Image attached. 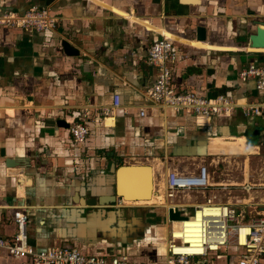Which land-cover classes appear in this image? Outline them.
<instances>
[{
	"label": "crops",
	"instance_id": "crops-1",
	"mask_svg": "<svg viewBox=\"0 0 264 264\" xmlns=\"http://www.w3.org/2000/svg\"><path fill=\"white\" fill-rule=\"evenodd\" d=\"M32 5L49 7L61 23L46 32L0 28V236H13L23 213L38 249L75 245L139 262L164 261L166 208L123 198L94 203L113 198L121 167L136 166L120 177L124 191L142 196V183L137 192L133 187L144 179L146 165L155 185L166 164L184 171L202 159L214 165L228 157L261 162L251 173L227 166L220 180L213 166L214 186L206 194L234 204L246 220L264 213V117L238 110L199 125L192 114L152 106L144 95L157 76L148 51L166 36L180 53L173 67L177 90L264 100L254 81L238 76L250 63L264 64V48L247 42L256 21L264 20V0H0V11L24 12ZM200 26L204 41L197 37ZM63 41L79 54L67 55ZM116 94L121 107L103 116L101 108L112 106ZM49 117L70 128L88 123L90 136L78 144L70 128L47 126ZM193 195L203 200L201 193ZM240 251L231 245L217 260L236 264ZM0 264L29 262L3 251Z\"/></svg>",
	"mask_w": 264,
	"mask_h": 264
},
{
	"label": "built area",
	"instance_id": "built-area-1",
	"mask_svg": "<svg viewBox=\"0 0 264 264\" xmlns=\"http://www.w3.org/2000/svg\"><path fill=\"white\" fill-rule=\"evenodd\" d=\"M60 23L46 6L32 5L24 12L0 11V28L46 32L57 30ZM179 58L180 53L171 38L163 36L152 43L147 62L157 68V76L154 84L144 91L148 104L169 108L176 114H192L199 125H207L215 117H231L238 110L246 117H264V100L247 103L227 94L205 97L193 91L177 90L173 86V67ZM238 76L244 82L254 81L257 90L264 95V64L250 63ZM121 105V97L116 94L112 106L102 107L101 114L108 116ZM146 109V106L140 108L141 116ZM70 131L74 141L82 144L90 136L91 128L88 123L76 122ZM197 163L184 171L175 164H166L164 174L155 184L156 205L166 209L192 208L193 212H185L188 216L185 220L196 221L194 226L180 228L181 236H175L176 221H168L171 229L164 243V261L139 262L128 254L89 253L75 245L38 249L30 242L23 213L16 216V233L11 237L0 236V253L6 251L12 258L25 259L29 264H202L209 256L219 257L234 245L241 250L236 264H264V213L246 220L247 214L238 211L234 204L220 202L215 194L208 196L206 192L214 186L212 167L220 162L214 165L213 161L202 159ZM193 193H201L203 200Z\"/></svg>",
	"mask_w": 264,
	"mask_h": 264
},
{
	"label": "water",
	"instance_id": "water-1",
	"mask_svg": "<svg viewBox=\"0 0 264 264\" xmlns=\"http://www.w3.org/2000/svg\"><path fill=\"white\" fill-rule=\"evenodd\" d=\"M255 26V31L250 34L249 38L247 39V42L251 44V46L255 48H264V20H257L256 23L254 24ZM198 33V40L204 41L206 40V28L204 26H200L197 29ZM62 47L67 55H78L79 50L75 48L71 43L68 41H63L62 42ZM47 126H58V127H66L70 128V124L61 119V118H52L49 117L45 121ZM206 151L201 152L198 154V156H205ZM8 166H13L14 159H7L6 161ZM136 166H130V167H121L120 169L117 170L116 172V180H115V186L116 190L113 195V198L111 200H105L103 202L98 201V203H94L100 206H106V205H111L114 203H117L120 201L122 198L123 199H128V200H133V201H138V200H150L152 197V186L154 185L153 181V168L150 165H146V173L144 176V179L140 182L137 181V185L133 187L136 189V192L139 190L138 189V183H142V187L144 188V195H131L130 193L128 194L126 191H124L123 187V181L121 180L120 173H122L124 170L127 168H135ZM87 204H91L87 202ZM144 210H149L151 207H142ZM165 208V207H164ZM190 210L188 209H180V208H174L170 207L168 209H165L163 211V215L166 220L170 221H182L188 218L187 215H185V212H189Z\"/></svg>",
	"mask_w": 264,
	"mask_h": 264
},
{
	"label": "rangeland",
	"instance_id": "rangeland-1",
	"mask_svg": "<svg viewBox=\"0 0 264 264\" xmlns=\"http://www.w3.org/2000/svg\"><path fill=\"white\" fill-rule=\"evenodd\" d=\"M225 160H227V161H225L226 163L220 162L218 167H216V170H217L216 174H215L216 180H220V177H222V175H223L222 172L226 170L225 168L227 166H229L228 169H230L231 172L236 171L237 173H239V172H243L244 169H246V173H251V172H253L252 170L256 169L261 163V162L256 161V160H251L250 158H247V156H244L243 160H236V158H234V157H228V159L225 158ZM239 161H242V164H240L241 162H239ZM243 163H244L245 166L243 165ZM240 165L243 166L244 169H241L242 167L240 168ZM251 166H252V169H251ZM156 202H158V199L156 200ZM156 204L157 203L151 204V206L152 205H156ZM157 209H159V207ZM189 210L193 212V209H189ZM164 223H165L164 225H165V228H166L165 231L167 232L166 235L168 237L169 231L171 229V224H168V220H167V222L164 221ZM167 224L169 225L168 227H167ZM167 228H168V230H167ZM221 262L222 261L217 260V256H212L211 255V256L208 257V261L205 262V263H202V264H220Z\"/></svg>",
	"mask_w": 264,
	"mask_h": 264
},
{
	"label": "bare ground",
	"instance_id": "bare-ground-1",
	"mask_svg": "<svg viewBox=\"0 0 264 264\" xmlns=\"http://www.w3.org/2000/svg\"><path fill=\"white\" fill-rule=\"evenodd\" d=\"M151 172H154V170L151 171ZM152 190H153V193H152V197H151V199L148 200V201H146V200L141 201L142 204H152V203H153V201H154V200H153V195L155 194V193H154L155 185L152 186ZM156 196H157V195L155 194L154 197H156ZM207 211H210V210H207ZM211 211H214V210H211ZM193 220H194V219H193ZM193 220H184V221H182V222H180V221H176L175 224H174L175 227H176V230H175V236H181L180 233H181L182 231L180 230V228H188L189 226H194L195 223H196V221H193ZM187 236H189V235H187ZM177 250L180 251L181 249L177 247ZM190 251H192V250H190Z\"/></svg>",
	"mask_w": 264,
	"mask_h": 264
},
{
	"label": "flooded vegetation",
	"instance_id": "flooded-vegetation-1",
	"mask_svg": "<svg viewBox=\"0 0 264 264\" xmlns=\"http://www.w3.org/2000/svg\"><path fill=\"white\" fill-rule=\"evenodd\" d=\"M156 217L154 216V218L153 217H150V219L152 220V219H155ZM149 219V220H150ZM150 224H151V222H150ZM150 226V225H149ZM137 233H139V234H142V232H137Z\"/></svg>",
	"mask_w": 264,
	"mask_h": 264
}]
</instances>
